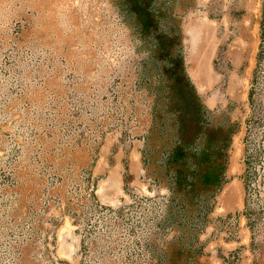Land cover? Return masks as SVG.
I'll list each match as a JSON object with an SVG mask.
<instances>
[{"label":"rangeland","instance_id":"rangeland-1","mask_svg":"<svg viewBox=\"0 0 264 264\" xmlns=\"http://www.w3.org/2000/svg\"><path fill=\"white\" fill-rule=\"evenodd\" d=\"M0 264H264V0H0Z\"/></svg>","mask_w":264,"mask_h":264},{"label":"trees","instance_id":"trees-1","mask_svg":"<svg viewBox=\"0 0 264 264\" xmlns=\"http://www.w3.org/2000/svg\"><path fill=\"white\" fill-rule=\"evenodd\" d=\"M250 162H251V160L249 159V156H248V158H246V164H247V167H246V188L247 189L249 187V182L247 179H249V177H250V174H249L250 173L249 172Z\"/></svg>","mask_w":264,"mask_h":264},{"label":"bare ground","instance_id":"bare-ground-1","mask_svg":"<svg viewBox=\"0 0 264 264\" xmlns=\"http://www.w3.org/2000/svg\"><path fill=\"white\" fill-rule=\"evenodd\" d=\"M203 59V58H202ZM205 61H207V60H205ZM203 62H204V59H203ZM206 64V63H205ZM207 65V64H206ZM207 68V67H206ZM204 69V68H203ZM206 71V70H205ZM204 72V71H203Z\"/></svg>","mask_w":264,"mask_h":264}]
</instances>
